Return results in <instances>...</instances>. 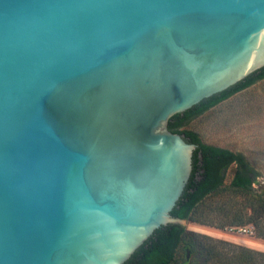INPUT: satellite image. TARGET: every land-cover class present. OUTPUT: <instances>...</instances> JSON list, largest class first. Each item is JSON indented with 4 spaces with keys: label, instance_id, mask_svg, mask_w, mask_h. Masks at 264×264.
Returning <instances> with one entry per match:
<instances>
[{
    "label": "water",
    "instance_id": "obj_1",
    "mask_svg": "<svg viewBox=\"0 0 264 264\" xmlns=\"http://www.w3.org/2000/svg\"><path fill=\"white\" fill-rule=\"evenodd\" d=\"M262 68L264 0H0V264H124L184 227L197 146L168 121Z\"/></svg>",
    "mask_w": 264,
    "mask_h": 264
},
{
    "label": "trees",
    "instance_id": "obj_2",
    "mask_svg": "<svg viewBox=\"0 0 264 264\" xmlns=\"http://www.w3.org/2000/svg\"><path fill=\"white\" fill-rule=\"evenodd\" d=\"M262 80H264V68L228 90L202 101L190 110L174 115L168 121L167 127L171 133L183 135L188 143L197 146L192 156V173L188 184L171 212L174 218L193 222L191 217L196 210L208 198L221 190L225 174L232 165L236 166V170L230 181L229 191L239 195H249L252 185L260 175L245 160L244 156L240 153L204 144L196 134L185 130V128L192 120L209 109ZM248 201L250 205L240 208V211L235 213L232 207L233 205L237 207L238 204L223 203L215 211L216 215L222 216L220 217L221 222H218L219 228L231 229L232 227H245L251 224L255 215L247 214L246 209L251 207L255 214L259 206L263 205L262 207H264V199L250 198ZM214 223V220L208 218L199 224L213 225ZM188 235L190 234L180 225L161 227L124 264H180L176 256L181 244L190 250L191 257L187 264H202V262L206 264L209 259H213L215 264H257L259 259H264V254L252 249L201 235ZM259 237L264 239V230H259Z\"/></svg>",
    "mask_w": 264,
    "mask_h": 264
},
{
    "label": "rangeland",
    "instance_id": "obj_3",
    "mask_svg": "<svg viewBox=\"0 0 264 264\" xmlns=\"http://www.w3.org/2000/svg\"><path fill=\"white\" fill-rule=\"evenodd\" d=\"M185 130L196 134L204 144L242 154L260 175L252 185L249 195L236 194L229 191V184L236 170V166L232 165L225 174L221 190L196 210L191 217L193 222L184 221L186 232L264 254V239L259 237V230H264L263 205L257 208L255 214L251 207L246 209L247 214L255 217L252 223L245 227L220 229L218 222H221L222 216L215 214L225 202L239 205L237 207L233 205L235 213L239 212L240 208L250 205L248 201L250 198L264 199V80L255 83L254 90L247 88L209 109L192 120ZM208 218L215 223L199 224ZM190 257L188 247L181 244L176 256L178 263L187 264ZM206 264L215 263L213 259H209ZM257 264H264V259H259Z\"/></svg>",
    "mask_w": 264,
    "mask_h": 264
},
{
    "label": "built area",
    "instance_id": "obj_4",
    "mask_svg": "<svg viewBox=\"0 0 264 264\" xmlns=\"http://www.w3.org/2000/svg\"><path fill=\"white\" fill-rule=\"evenodd\" d=\"M246 231V230H245Z\"/></svg>",
    "mask_w": 264,
    "mask_h": 264
}]
</instances>
